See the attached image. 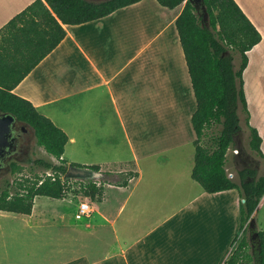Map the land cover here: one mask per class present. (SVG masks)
I'll use <instances>...</instances> for the list:
<instances>
[{
	"label": "crops",
	"instance_id": "0c3cea01",
	"mask_svg": "<svg viewBox=\"0 0 264 264\" xmlns=\"http://www.w3.org/2000/svg\"><path fill=\"white\" fill-rule=\"evenodd\" d=\"M35 1L0 0V33ZM234 2L261 37L247 52L242 79L248 123L262 138L264 156V0ZM181 9L140 0L96 20L62 25L64 38L12 89L66 134L61 158L68 164L99 165L113 174L103 168L121 162L120 137L132 157L133 170L114 173L137 176L126 186H114L129 193L111 217L100 212L93 218L94 204L86 199L93 212L84 227L96 229L99 249L95 262L88 260L92 253L78 252L83 262L77 264H224L231 252L227 247L239 226L238 190L207 193L191 178L189 157L182 151H175L172 159L161 155L164 150L147 152L150 144L176 150L192 144L194 150L191 116L196 100L175 26ZM23 24L7 29L2 43H10L11 32ZM20 74L19 67L6 69L0 83L9 85ZM144 161L150 172L141 185ZM234 166L225 162L232 179L241 170ZM253 219L256 229L264 231V194Z\"/></svg>",
	"mask_w": 264,
	"mask_h": 264
},
{
	"label": "trees",
	"instance_id": "16d2710c",
	"mask_svg": "<svg viewBox=\"0 0 264 264\" xmlns=\"http://www.w3.org/2000/svg\"><path fill=\"white\" fill-rule=\"evenodd\" d=\"M140 0H36L16 15L5 27H23L11 32L10 43L0 45V73L6 69L20 68L21 74L11 84L0 83V112L12 115L17 122L29 126L36 144L54 157L57 164L36 159L34 165L52 173L45 178L36 177L10 182L0 186V211L30 215L34 198H66L69 169H82L86 176L107 175L99 165L68 164L62 154L67 142L66 134L47 117L38 113L26 99L12 92L14 85L38 64L64 38L62 25H77L102 18L113 11ZM161 6L173 9L181 6L175 26L183 50L196 109L191 116L195 134L194 158L191 178L207 193L238 190L240 194L239 226L243 234L224 264H264V231L249 227L257 205L264 194V171L260 176L254 169L237 171L238 181L228 177L225 169L226 153L241 130L238 109L245 114L248 127L249 148L264 161L262 138L256 128L248 123V110L243 91L242 73L247 66V52L260 41V34L242 14L234 0H203L207 21L196 13L189 0H156ZM30 17L31 25L25 21ZM37 18V20H35ZM32 32V33H31ZM32 34V37H31ZM229 48L239 53L240 63L234 66ZM19 57V58H18ZM219 126L218 134L209 143H200L205 130ZM20 166L12 162L10 173L16 174ZM127 177L117 185L126 186L127 180L137 173L126 172ZM105 182V180H102ZM84 197L100 201L102 183L95 180L80 182ZM98 197V198H97ZM257 236L252 237L254 232ZM250 232V239L246 234Z\"/></svg>",
	"mask_w": 264,
	"mask_h": 264
},
{
	"label": "rangeland",
	"instance_id": "374dc122",
	"mask_svg": "<svg viewBox=\"0 0 264 264\" xmlns=\"http://www.w3.org/2000/svg\"><path fill=\"white\" fill-rule=\"evenodd\" d=\"M201 12L200 16L204 21H207L208 17L204 18L203 10H201ZM6 32L7 29H4L0 33V45L2 44V40L7 37ZM229 53L233 55L234 66L235 69H237L240 63L239 53L231 48H229ZM238 116L241 130L235 136L234 143L230 146V154L226 157V163L232 169L235 168L234 163L240 169H254L257 172V176H260L264 171V162L249 148V134L245 122V113L241 111L240 108L238 109ZM28 129L31 134L30 144L27 149V155L19 160L18 165L20 166V170L16 174H11L10 164H6L0 171V186H2L6 180H10L12 183L16 180L25 178L34 180L36 177L45 178L47 175H50L52 173L51 170H45L42 167L34 165L36 159H43L57 164L54 157L46 153L43 148L36 144L32 134L33 131L30 128ZM218 130L219 126L207 128L200 143H209L210 139L218 134ZM190 133L191 136L194 137L192 129ZM148 146L149 149H147V152L151 151V153H154L164 150L161 155L169 157L170 159L174 157L173 154L175 151H182L189 157V168L192 167L194 158L192 144L184 145L180 150L171 149L173 145L168 146L167 144H150ZM234 149H237L235 161L231 158ZM70 151L71 149L68 148L66 158H70ZM75 153L79 154L81 152L78 149ZM118 161L121 162L103 168L106 171H111L113 174L104 175L102 177L94 176L90 179H85L86 182H88V180H95L97 183H102V189L106 194L102 203L98 202L97 199L92 200L87 197L93 202L95 207L93 218H99L100 212H103L107 217H111L117 204L122 202L129 193V189H114L118 181H122L127 177V174L114 173L120 170H133V165L130 164L132 163V157L121 137L118 145ZM145 163V161L141 162L145 168L144 179L141 185L144 184L150 172L149 165L145 167ZM186 163L187 161H185V164ZM234 179L238 180L237 174H235ZM68 180V189L65 193L67 199H52L46 196H37L36 199H34V206L30 215L1 212L0 264H61L64 262L68 263L69 260L77 264L83 262V259H77V254L84 250L92 253V255L88 257V260H90V262H95L97 258L96 250L99 249L96 246L97 242L95 240L96 229H86L84 227V224L87 223L86 218L75 219L74 217L80 200L85 198L80 190V182L84 180V178L80 176H71ZM102 180H105V182H102ZM131 186H133V184ZM133 199L134 197L131 198V201ZM242 234L243 232L240 226H238L236 234L228 244L227 250L230 248L232 251V249L237 246ZM246 236L250 239V232H248Z\"/></svg>",
	"mask_w": 264,
	"mask_h": 264
},
{
	"label": "flooded vegetation",
	"instance_id": "af4514ba",
	"mask_svg": "<svg viewBox=\"0 0 264 264\" xmlns=\"http://www.w3.org/2000/svg\"><path fill=\"white\" fill-rule=\"evenodd\" d=\"M28 128L30 127L19 122H16L14 126H11L8 134L10 147H5L0 156V171L6 164H11L12 162L18 164L19 160L27 155L31 135Z\"/></svg>",
	"mask_w": 264,
	"mask_h": 264
},
{
	"label": "water",
	"instance_id": "95a60500",
	"mask_svg": "<svg viewBox=\"0 0 264 264\" xmlns=\"http://www.w3.org/2000/svg\"><path fill=\"white\" fill-rule=\"evenodd\" d=\"M90 1H94V0H90ZM189 1L193 4V6L196 10V13L198 15H201V13H202L201 10H203L204 18L208 17L206 9H205L204 5H202L203 0H189ZM95 2H98V1H95ZM16 122H17V120L12 115L0 112V156L2 155V152H3L5 147H8V146L10 147V141L8 139V134H9L11 126H14L16 124ZM69 172L71 173L72 176H76V177H78V176L83 177V178H89L90 177V176H86L84 170L78 169L75 167L70 168ZM91 177H94V176H91ZM98 177H101V175ZM249 227L250 228H256V224H255V221L253 218H251L249 220ZM255 236H257L256 231L253 234V238Z\"/></svg>",
	"mask_w": 264,
	"mask_h": 264
},
{
	"label": "built area",
	"instance_id": "2783aa9c",
	"mask_svg": "<svg viewBox=\"0 0 264 264\" xmlns=\"http://www.w3.org/2000/svg\"><path fill=\"white\" fill-rule=\"evenodd\" d=\"M234 152H237L236 150ZM228 177L229 178H233V174L232 173H228ZM83 182H86L85 180H82ZM90 181V180H88ZM87 197H85L84 199L80 200L76 212H75V219H82V218H88L92 212H93V207L92 204L86 200Z\"/></svg>",
	"mask_w": 264,
	"mask_h": 264
}]
</instances>
